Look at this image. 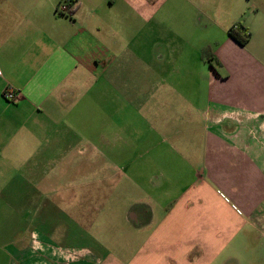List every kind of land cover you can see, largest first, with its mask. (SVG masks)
Segmentation results:
<instances>
[{"label": "crops", "instance_id": "obj_1", "mask_svg": "<svg viewBox=\"0 0 264 264\" xmlns=\"http://www.w3.org/2000/svg\"><path fill=\"white\" fill-rule=\"evenodd\" d=\"M181 1L0 0V193L40 195L4 196L0 264H264V12L240 45ZM88 120L84 175L31 165Z\"/></svg>", "mask_w": 264, "mask_h": 264}, {"label": "rangeland", "instance_id": "obj_2", "mask_svg": "<svg viewBox=\"0 0 264 264\" xmlns=\"http://www.w3.org/2000/svg\"><path fill=\"white\" fill-rule=\"evenodd\" d=\"M182 1L180 2V4L183 3V5H184L186 2L184 0H182ZM191 1L195 4L201 3L203 5V9L207 12V14H211L212 16H214V19L216 18L218 20L219 25H221L222 28H224V29L228 28V26L231 27V26L237 24L239 21H236V20L240 16V19L242 18V21H244V18L249 19L248 23L251 24L252 30L255 31L256 28L252 24L251 19H252V17H254L253 15L256 12H259V11L264 12V0H261L262 2H260V0H191ZM215 15H216V17H215ZM126 53H131V51H126ZM160 84L161 83L158 84V89H162V91L159 90V92L162 93V92H164L163 89L165 88V85L162 84L163 87L161 88ZM163 97H165L164 94H163ZM163 97H161V94L159 93V98L163 99ZM95 102L97 103L96 100H95ZM74 126H76L77 129H75L73 132H71L68 136H66V134L64 132L61 141H54L52 143V145H50L48 148L45 149L46 151H48L49 155H52L51 158L56 159L54 162L47 161V160L42 162L41 160H43V158H44V156H43L42 158L40 157V162H42V164H44L43 167L37 168L36 167V163H37L36 161L31 163V165H33V167H35V169H38L39 171L44 170V172H46L45 173L46 175L47 174L50 175V173H49L50 171H53V172H55V171H73V172L81 173V175H84V172L86 170L85 157L87 155L86 153L88 150V143H89V141H84L86 139L85 138L86 137L85 127L89 128L91 126L93 128V130L96 131V128L100 127V121L88 120V121H86V123L84 121V124L77 123ZM158 132H159V134H162L160 130ZM160 138H161V136L158 135L157 141H161ZM53 144H54V150H51L52 149L51 146L53 147ZM158 149L161 150L162 147H159ZM159 167H161V163L159 164ZM49 177H47V182L45 181V183H44L45 187L43 186V184H41V188L46 191V193H44L45 195H43V197L46 196L47 198L53 199V197L55 196L54 190H53L55 183H50L52 178H49ZM72 180H75L77 182L78 186L80 187V185L82 184L81 182L84 181V178L78 177V178L72 179ZM65 182L68 183V181H64V182L60 183L58 186L63 187L64 185H67ZM61 185H63V186H61ZM19 190H23L24 192H27L28 190H30V192H31L30 204H36L37 205L38 199L40 197L39 193L37 192L38 191L37 179H32V178L28 179L27 177H25V178L18 177L14 180L13 183L10 184V187L6 191V193H4V194L0 193V207H1V204H3L6 201L5 199H3L4 196L7 198H10V200L13 199V202L16 204L18 202H20L19 198H21L22 195L17 193V191H19ZM12 191H14V192H12ZM76 196H78V197L84 196V191L81 190L80 193ZM19 205L20 204H17V206H19ZM75 205L78 206V210H76V211L72 210V213L74 214V216L78 220V226H76V227L72 226V229H77L78 232L83 234L84 230H86L85 225H86V220L88 218L87 212L81 208L82 203L80 202V200H78ZM25 212H27V211L25 210ZM39 212L40 211H38V210H30L29 211V219L32 221L31 218H33V219L38 218ZM66 212H68V211L49 210L48 214L50 217H54L56 215V220L59 221L60 216L58 213L63 214ZM116 212L118 213V211H116ZM41 213L42 212H40V214ZM35 216H37V217H35ZM118 216H119V214L117 215V217ZM17 219H18V215H17L16 211L5 210V209L0 208V222L1 221H3V222L8 221L9 223L15 224L12 226H7V227L0 225V235H8L9 236L10 234H13V233H15V235L18 234L19 233L18 228L20 229V227H18V225H16ZM61 223H65V220L63 219V217L61 219ZM7 228H10V230H7ZM79 241L78 242L80 244H84L85 246L90 244L89 242L81 241L80 236H79ZM71 243L74 244L76 242H71ZM110 244L111 243H109L108 245H110ZM110 247L113 248V245H110ZM114 250H116V249H114Z\"/></svg>", "mask_w": 264, "mask_h": 264}, {"label": "trees", "instance_id": "obj_3", "mask_svg": "<svg viewBox=\"0 0 264 264\" xmlns=\"http://www.w3.org/2000/svg\"><path fill=\"white\" fill-rule=\"evenodd\" d=\"M228 35L231 39H233L235 42H237L240 45H245L251 36L248 29L241 26L240 24L233 25L228 30Z\"/></svg>", "mask_w": 264, "mask_h": 264}, {"label": "built area", "instance_id": "obj_4", "mask_svg": "<svg viewBox=\"0 0 264 264\" xmlns=\"http://www.w3.org/2000/svg\"><path fill=\"white\" fill-rule=\"evenodd\" d=\"M59 11L64 12L67 11V6L64 3H61L59 5ZM3 97L5 98V100L12 102V103H17L19 101V95L13 91H6L3 94Z\"/></svg>", "mask_w": 264, "mask_h": 264}]
</instances>
